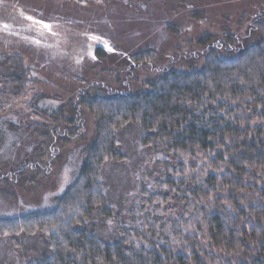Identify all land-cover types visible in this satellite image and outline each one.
Returning <instances> with one entry per match:
<instances>
[{
	"label": "trees",
	"instance_id": "trees-1",
	"mask_svg": "<svg viewBox=\"0 0 264 264\" xmlns=\"http://www.w3.org/2000/svg\"><path fill=\"white\" fill-rule=\"evenodd\" d=\"M248 29L257 37L229 34L217 46L205 37L198 70H165L141 92L100 89L80 97L95 122L75 179L52 209L0 217V238L17 247L19 235L45 236L48 253L27 264H264V10ZM156 55L142 51L130 59L138 65ZM5 64L10 73L0 79V96L19 97L28 70L18 54ZM35 107L39 119L56 125L34 127L44 141L78 120L74 108L67 119L64 107ZM132 124L165 176L155 192L141 187L129 226L106 242L87 224L97 212L104 221L112 217L103 170L126 159L116 134ZM171 202L182 209L167 220L162 213Z\"/></svg>",
	"mask_w": 264,
	"mask_h": 264
},
{
	"label": "rangeland",
	"instance_id": "rangeland-1",
	"mask_svg": "<svg viewBox=\"0 0 264 264\" xmlns=\"http://www.w3.org/2000/svg\"><path fill=\"white\" fill-rule=\"evenodd\" d=\"M262 10L264 0H0V79L10 73L5 64L10 54L21 56L29 79L19 97L0 96V217L50 210L73 182L95 122L80 97L100 89L141 92L165 70H198L205 37L216 46L229 34L256 38L247 30ZM150 50L157 54L153 62L131 63L133 54ZM32 107L47 112L64 107L67 119L74 108L78 123L66 130L61 124L44 141L34 127L48 131L56 125L39 119ZM142 135L135 124L117 132L126 159L104 166L112 217L104 221L97 212L87 227L106 242L129 226L141 187L155 192L165 176ZM167 208L162 213L167 220L177 219L182 209L173 202ZM16 240L17 247L0 238V264H27L48 253L40 233Z\"/></svg>",
	"mask_w": 264,
	"mask_h": 264
},
{
	"label": "snow or ice",
	"instance_id": "snow-or-ice-1",
	"mask_svg": "<svg viewBox=\"0 0 264 264\" xmlns=\"http://www.w3.org/2000/svg\"><path fill=\"white\" fill-rule=\"evenodd\" d=\"M29 19H31V17H29ZM37 23H42L41 21H37ZM44 27H47V25H44ZM112 49H109V51H111Z\"/></svg>",
	"mask_w": 264,
	"mask_h": 264
}]
</instances>
